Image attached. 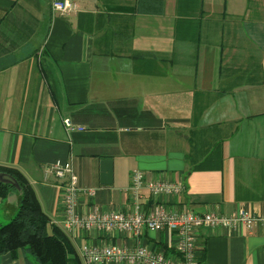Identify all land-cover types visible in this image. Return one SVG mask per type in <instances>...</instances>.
Here are the masks:
<instances>
[{"label":"crops","instance_id":"crops-1","mask_svg":"<svg viewBox=\"0 0 264 264\" xmlns=\"http://www.w3.org/2000/svg\"><path fill=\"white\" fill-rule=\"evenodd\" d=\"M74 1L78 9L62 15L51 0H0V165L29 181L79 264H129L91 262L81 248L136 240L125 230L64 226L66 179L47 172L56 159L70 162L80 188L94 190L79 193V214H131V173L139 170L144 182L182 184L160 195L142 187L140 212L227 215L243 206L264 215V10L247 7L264 8V0H201L199 26L180 13L192 0ZM205 128L209 142L222 139V164L189 172L188 137ZM101 159L112 160L110 185L100 183ZM18 200L17 190L0 199L4 218ZM194 236L198 264H264L260 224L251 232L201 226ZM176 240L167 230L139 237L165 253ZM0 264L38 262L18 250L0 253Z\"/></svg>","mask_w":264,"mask_h":264},{"label":"built area","instance_id":"built-area-1","mask_svg":"<svg viewBox=\"0 0 264 264\" xmlns=\"http://www.w3.org/2000/svg\"><path fill=\"white\" fill-rule=\"evenodd\" d=\"M52 10L59 14L75 12L78 6L74 0H51ZM67 129L72 128L68 118L63 119ZM78 130L82 127L78 126ZM58 178H65L66 183L63 189V211L64 226L68 230L77 227H96L107 231L125 230L135 238L136 244L133 247L119 246L110 243L103 246H92L85 244L81 248L82 256L91 262H121L129 264H198L194 246V232L201 226L216 227L222 226L228 229L237 230L243 226L251 232L258 224L264 227V215H257L250 212L243 206L238 207L230 214H221L215 211L197 212L190 209L171 210L157 207L154 210L143 213L138 210L139 191L147 187L152 194L179 192L182 184L168 182H144L143 174L139 170L131 173L132 199L134 211L131 214H124L117 210L100 211L93 208L85 214L78 213L79 193L92 195V188H80L77 184V177L72 170L70 162L56 159L47 169ZM151 232L167 230L175 233L177 240L171 253L153 251L139 243V237L144 230Z\"/></svg>","mask_w":264,"mask_h":264},{"label":"trees","instance_id":"trees-1","mask_svg":"<svg viewBox=\"0 0 264 264\" xmlns=\"http://www.w3.org/2000/svg\"><path fill=\"white\" fill-rule=\"evenodd\" d=\"M180 13L189 24L201 25V0H192ZM207 128L193 130L188 137L189 172L216 169L222 164V139L214 138L209 142ZM0 172L10 174L19 186L17 210L6 224H0V253L8 252L14 256L18 250H24L38 264H79L72 241L61 227L50 222L25 176L19 170L3 165H0ZM16 190L14 185L0 181V199Z\"/></svg>","mask_w":264,"mask_h":264},{"label":"water","instance_id":"water-1","mask_svg":"<svg viewBox=\"0 0 264 264\" xmlns=\"http://www.w3.org/2000/svg\"><path fill=\"white\" fill-rule=\"evenodd\" d=\"M112 160L101 159L100 160V183L103 185H110L112 182ZM0 181L10 183L16 187L19 192V186L17 181L10 174L5 172H0ZM10 195V194H9Z\"/></svg>","mask_w":264,"mask_h":264},{"label":"rangeland","instance_id":"rangeland-1","mask_svg":"<svg viewBox=\"0 0 264 264\" xmlns=\"http://www.w3.org/2000/svg\"><path fill=\"white\" fill-rule=\"evenodd\" d=\"M238 7H239L238 4L229 3V8H230V10H232V12L235 11V10H237ZM247 7L251 11L252 10H257V11L264 10V8H262L261 6H259L256 2H252V1L247 2ZM9 219L8 218H4V216H2V213H1V210H0V224L1 225L6 224L9 221Z\"/></svg>","mask_w":264,"mask_h":264}]
</instances>
